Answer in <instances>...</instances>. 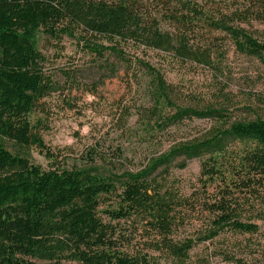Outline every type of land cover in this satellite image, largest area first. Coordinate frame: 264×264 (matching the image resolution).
Listing matches in <instances>:
<instances>
[{
  "label": "trees",
  "instance_id": "obj_1",
  "mask_svg": "<svg viewBox=\"0 0 264 264\" xmlns=\"http://www.w3.org/2000/svg\"><path fill=\"white\" fill-rule=\"evenodd\" d=\"M239 1L224 11L206 10L197 0H0V264H159L152 253L185 264L199 243L225 233H259L257 222L264 221V119L220 127L210 138L180 144L140 171L121 174L101 171L95 162H59L32 137L28 119L59 87L44 71L46 57L36 45L39 33L58 42L76 40L98 56L108 52L126 67L130 62L121 48L131 44L208 69L213 67L210 42L215 33H223L239 53L264 68V42L235 25L261 19L264 0ZM154 82L169 104L163 79L157 74ZM222 115L213 108H175L166 123ZM5 142L38 145L48 168L12 155ZM234 142L243 146L236 155L229 153ZM181 157L180 169L205 158L198 188L187 196L164 188L156 174ZM198 221L204 227L201 238L176 240L180 229ZM121 222L147 236L144 248L135 250L124 242L117 227ZM254 253L250 261L221 255L233 264H264V250Z\"/></svg>",
  "mask_w": 264,
  "mask_h": 264
},
{
  "label": "rangeland",
  "instance_id": "obj_2",
  "mask_svg": "<svg viewBox=\"0 0 264 264\" xmlns=\"http://www.w3.org/2000/svg\"><path fill=\"white\" fill-rule=\"evenodd\" d=\"M239 2L197 0L206 10L224 11L236 8ZM261 15V19L235 25L264 42V10ZM162 28L170 30L166 25ZM214 36L216 39L210 42L213 67L208 69L131 44L121 48L130 62L126 67L118 57L108 52L98 56L76 40L64 37L58 42L37 34V48L46 57L44 71L59 87L29 115L32 137L67 166L95 162L101 171L121 174L140 171L152 159L180 144L210 138L220 127L226 129L234 122L264 119V68L257 59L239 53L227 35ZM139 62L148 64L154 72L143 69ZM157 74L167 85L169 104L156 89ZM175 108L198 111L213 108L223 115L218 119L193 118L167 124ZM4 147L42 169L49 166L38 145L24 147L5 142ZM242 148L240 143H231L229 153L236 155ZM182 159L177 158L156 174L164 188L187 196L198 188L200 165L205 158L189 161L180 169L177 166ZM260 202L264 204V196ZM261 208L264 210V205ZM257 224V235L225 233L197 244L185 264H233L224 261L221 253L250 261L256 256L254 252L264 250V221ZM201 225L202 221H198L185 226L177 232L176 240L201 238L204 231ZM117 227L122 229L124 242L134 244L135 250L144 248L149 241L141 231L134 233L130 222H121ZM142 252L150 253L147 249ZM152 254L159 264H180Z\"/></svg>",
  "mask_w": 264,
  "mask_h": 264
}]
</instances>
